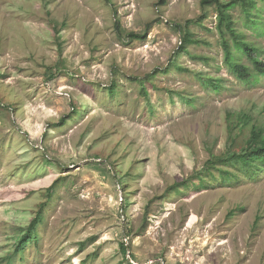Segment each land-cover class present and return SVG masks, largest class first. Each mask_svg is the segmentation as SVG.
<instances>
[{
	"label": "rangeland",
	"instance_id": "1",
	"mask_svg": "<svg viewBox=\"0 0 264 264\" xmlns=\"http://www.w3.org/2000/svg\"><path fill=\"white\" fill-rule=\"evenodd\" d=\"M202 1L0 0V264H264V160L219 161L264 135V73Z\"/></svg>",
	"mask_w": 264,
	"mask_h": 264
},
{
	"label": "trees",
	"instance_id": "2",
	"mask_svg": "<svg viewBox=\"0 0 264 264\" xmlns=\"http://www.w3.org/2000/svg\"><path fill=\"white\" fill-rule=\"evenodd\" d=\"M252 0H228V1H221V0H203L202 4L205 6L206 4H215L217 6L218 12V23L217 27L220 32L225 36L226 32L229 31L233 40L237 43V45L241 46L248 56L253 60L257 69H259L262 73H264V64L255 56V48L253 45L248 44L244 40L239 39L235 28L233 27V19L231 16L230 11L237 5H242L245 7L247 12L249 11V3ZM192 20L188 21L191 23ZM181 27L180 25H177ZM130 39H138L143 38V35L135 34L133 32L128 34ZM184 43L187 42H198V40L189 39L184 37ZM224 49H225V56L227 61L232 65L234 72L241 78H248L250 75L247 71V68L243 64L235 63L232 59V52L230 41L227 39L224 40ZM241 121H245L241 118ZM237 160H241L245 163L249 162L250 160H264V135L263 130L259 128L257 125H254L251 129V137H250V145L245 152L237 154L233 153L227 155V157H220L219 161L222 162H236ZM43 208V207H42ZM42 210L39 211V214L34 217V219L30 222L26 233L21 237L19 241V247H23L26 243L35 240H38V226L42 224ZM124 253H127L128 246L125 243H122L121 247Z\"/></svg>",
	"mask_w": 264,
	"mask_h": 264
}]
</instances>
